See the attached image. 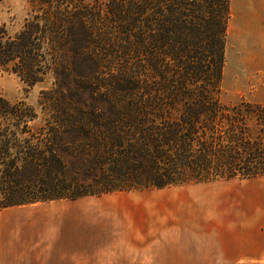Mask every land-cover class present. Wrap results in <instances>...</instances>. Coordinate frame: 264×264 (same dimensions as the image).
I'll return each instance as SVG.
<instances>
[{"label":"trees","instance_id":"1","mask_svg":"<svg viewBox=\"0 0 264 264\" xmlns=\"http://www.w3.org/2000/svg\"><path fill=\"white\" fill-rule=\"evenodd\" d=\"M232 0H30L0 69V209L264 176V103L223 100Z\"/></svg>","mask_w":264,"mask_h":264},{"label":"crops","instance_id":"2","mask_svg":"<svg viewBox=\"0 0 264 264\" xmlns=\"http://www.w3.org/2000/svg\"><path fill=\"white\" fill-rule=\"evenodd\" d=\"M109 195L99 256L66 264H264V176Z\"/></svg>","mask_w":264,"mask_h":264},{"label":"rangeland","instance_id":"3","mask_svg":"<svg viewBox=\"0 0 264 264\" xmlns=\"http://www.w3.org/2000/svg\"><path fill=\"white\" fill-rule=\"evenodd\" d=\"M30 15V0H0V27L5 26L10 34L20 30ZM226 42L223 100L235 103L244 97L264 103V0H232ZM52 81L48 76L28 85L16 74L0 69V96L33 105L40 124L48 114L39 100ZM111 198L114 195L107 193L0 209V257L7 262L16 257L18 264H41L48 258L54 264L58 259L66 264L99 256L106 224L95 213L91 216V210L105 209Z\"/></svg>","mask_w":264,"mask_h":264}]
</instances>
